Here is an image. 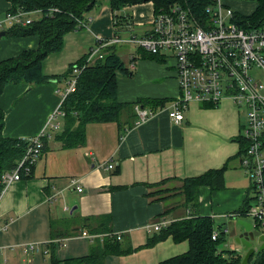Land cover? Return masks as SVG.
<instances>
[{"label": "crops", "instance_id": "0c3cea01", "mask_svg": "<svg viewBox=\"0 0 264 264\" xmlns=\"http://www.w3.org/2000/svg\"><path fill=\"white\" fill-rule=\"evenodd\" d=\"M222 2L233 14L245 17L257 7L254 0ZM94 6L84 13L80 28L64 35L60 51L43 59L42 73L49 78L48 82L9 84L0 93V110L4 113L2 136H45V150L36 157L30 174L6 185L0 196V264H51L50 253H44L50 240L56 241L54 256L60 262L85 256L96 240H102L89 242L81 238V231L88 232L85 226H107L111 235L121 232L119 245L128 251L107 254L104 264H158L184 253L188 244L175 243L167 237L151 247L138 248L148 236L157 233L149 225L162 217L173 222L190 215L211 218L214 227L225 232L224 247L235 249L231 235L236 233L237 220L250 219L247 222L254 224L252 218L236 212L250 191L248 178L240 167L241 143L236 140L242 135L244 118L225 100L216 108L190 103L181 113L182 121L174 124L167 116V108L179 91L173 71L175 61L167 54L158 55V61L140 58L142 53L146 54L143 50L135 48L137 54L128 51L124 62L130 64L132 58L138 59L136 68L126 66L130 73L134 70V79L131 74L116 82L119 103L143 98L167 101L162 108L147 113L143 122L138 123V119L128 127L132 119L126 112L121 114L119 128L114 122H89L84 126L83 145L74 148H62L54 140L63 125L61 117L54 121L59 124L55 130L47 129L70 79L61 75L88 54L99 37L101 42L111 41L114 36L124 40L132 33L141 35L147 31L155 11L151 2L126 5L116 12L107 0H97ZM8 9L9 4L0 0V61L32 50L39 42L34 35H5L13 27L4 22ZM113 14L127 21L114 26ZM31 15L41 14H29L30 20L36 18ZM141 80L136 88L131 87ZM108 165L112 169L105 168ZM221 167L225 171L220 187L211 189L203 185L198 188L193 206L185 204L181 180ZM76 184L81 192L75 190ZM155 185L169 191L158 198L154 195ZM22 244L37 245L41 250L28 254ZM36 252L37 255L27 258Z\"/></svg>", "mask_w": 264, "mask_h": 264}, {"label": "trees", "instance_id": "16d2710c", "mask_svg": "<svg viewBox=\"0 0 264 264\" xmlns=\"http://www.w3.org/2000/svg\"><path fill=\"white\" fill-rule=\"evenodd\" d=\"M4 1L9 4L8 13L10 15L18 12L28 13V11H40L41 15L32 19L27 25L14 24L11 30L5 33V35L10 37L34 35L38 37L39 42L32 50L29 49L12 58L1 59L0 93L2 88L9 84L26 83L35 85L44 81L48 82L49 78L42 73L43 59L58 50L60 51L64 35L70 32V30L73 31L80 28L79 26L83 24L81 20H84L86 17H83L84 13L90 12L97 2V0ZM146 2H151L156 12H166L174 4H183L191 9L190 11L195 16L202 15L201 12L210 4V0H107L108 6L114 12L122 10L126 5L133 6ZM254 2H256L257 7H255L250 16L245 17L233 14L236 25H240L244 29H251L253 27L258 28L264 24V0H254ZM56 8V12L49 13L50 9ZM112 17L115 20L114 26L121 25V22L127 21L125 17H115L114 14ZM117 45L119 46V44L115 43H106L100 50V56H94L86 61L84 69L76 75L77 79L73 92L65 97H63L62 93L61 98H59L58 106L63 114L60 116L61 120H63V125L60 131L55 133L54 140L55 142H59L62 148H74L75 146L83 145L85 140L84 126L89 122H114L117 123L116 125L119 128L122 126L121 114L126 112L129 118L132 119L128 126L130 127L131 124L133 126L139 119L135 112L137 107L143 110L148 107L151 110L145 109V111L150 113L153 110L162 108L166 104L167 101L165 99L147 100L143 98L137 99L132 103H119L116 101V73L132 76V73L127 71L123 67V63L120 62L117 55ZM85 55L77 60L76 65H84ZM158 55L147 53L144 55L142 53L140 58L157 59L160 61ZM72 67L73 65L61 77L70 78ZM3 114V111L0 110V175L5 170L10 171L16 167V161L24 154L26 147L25 139L2 136ZM44 139L45 136L42 137L43 143L45 142ZM242 139L240 136L236 138L241 143L238 155L243 153L245 147V141ZM44 150V147H42V152ZM224 171V167H221L219 169L208 170L206 173H202V175L196 177L182 179L181 186L185 204L193 206L198 188L203 185L209 186L211 189L219 188ZM151 186L154 187L153 185ZM155 186L157 187L158 185ZM253 189L254 187L251 186L250 191H248L249 197L237 209L238 215L246 216V211L254 204ZM104 219H106L104 221H107L108 217L105 216ZM85 228L90 233L107 235L111 233L107 229V226L106 228L96 227L95 229L85 226ZM214 230H218L219 233L214 240H211V234ZM107 235L102 238L101 242L96 240L91 245V250L87 255L67 259L63 262L55 258L54 252L56 247L50 242L45 246L50 253L49 261L51 264H104V258L107 254H121V252L125 253L128 251L122 249L121 245H119L121 240H116L114 237ZM167 237L175 243L181 241L187 242L188 249L182 254L163 259L158 264H240L242 260L241 254L224 247L226 242L225 232L219 226L218 228L214 227L212 219L209 217L190 215L184 219H176V221L170 222L167 227L162 228L156 234L148 236L145 239L144 245L138 248L151 247ZM246 264H264V249L251 257Z\"/></svg>", "mask_w": 264, "mask_h": 264}, {"label": "built area", "instance_id": "2783aa9c", "mask_svg": "<svg viewBox=\"0 0 264 264\" xmlns=\"http://www.w3.org/2000/svg\"><path fill=\"white\" fill-rule=\"evenodd\" d=\"M187 6L174 4L166 12L154 11L147 31L141 35L130 34L121 40L113 37L106 43L127 45L143 50L150 55L167 54L175 61L173 66L176 75V86L179 95L172 100L167 108V116L174 124L182 121V111L190 103L218 107L222 101L231 100L246 113L241 128V137L245 147L241 156L240 167L248 178L255 197V202L247 212V216L259 226L264 235V24L258 28L244 29L236 25L233 12L223 5L222 0H210V4L195 16ZM50 9L49 13L56 12ZM35 12H18L6 15L4 22L8 26L14 24L27 25L29 17ZM22 18H25L24 20ZM100 37L94 48L85 55L84 65L73 66L71 76L63 90V97L73 92L76 84V75L84 69L86 61L94 56H100V50L106 44ZM130 68L135 66L131 59ZM139 117L138 123L147 119V111L142 108L135 110ZM60 108L51 115L50 129L55 130L59 124L55 119L62 116ZM42 134L25 139L24 154L16 161V167L5 170L0 175L2 195L6 185L27 177L34 165L37 156L42 152ZM108 165L107 169H112ZM72 181L71 184H73ZM75 190L81 192L77 184ZM171 221L161 218L158 222L149 225L154 231H160ZM219 231L214 230L211 240H214ZM107 235V234H106ZM106 235H99L86 231L80 232V237L92 242ZM120 240L121 232L108 234ZM64 240V239H63ZM51 243L56 241L50 240ZM49 242V243H50ZM36 251L37 245L30 244L29 248ZM47 249L44 253H47Z\"/></svg>", "mask_w": 264, "mask_h": 264}, {"label": "water", "instance_id": "95a60500", "mask_svg": "<svg viewBox=\"0 0 264 264\" xmlns=\"http://www.w3.org/2000/svg\"><path fill=\"white\" fill-rule=\"evenodd\" d=\"M236 225L238 226L236 233L233 234L231 239L236 245L233 250L238 254H242L240 264H246L251 257L264 249V235L256 224L237 220Z\"/></svg>", "mask_w": 264, "mask_h": 264}, {"label": "rangeland", "instance_id": "374dc122", "mask_svg": "<svg viewBox=\"0 0 264 264\" xmlns=\"http://www.w3.org/2000/svg\"><path fill=\"white\" fill-rule=\"evenodd\" d=\"M30 17H36V16H33V15H31ZM111 39V38H110ZM96 46V44H92L91 45V47L92 48H94ZM123 46H126L127 48H123ZM116 48H117V51H118V56H119V58H120V60L121 61H123L124 62V60H125V58L127 57V55H128V51L129 52H132V54H137V50L134 48V47H131V45L128 43L127 45H124V44H122V45H117L116 46ZM131 54V55H132ZM134 61H135V68L137 67V62H138V59L136 60V59H134ZM126 66H129V68H130V64H129V62H124L123 63V67L124 68H126ZM134 71V70H133ZM133 71H131L132 72V78L134 79V73H133ZM116 76H117V83H119L120 82V79L121 78H128V76H126V75H124V74H122V73H116ZM154 78H156V77H154ZM261 80H262V83L264 84V78H260ZM143 80H141L140 81V83H137V82H133L132 83V85H131V87L133 88V87H137L138 85H140L141 84V82H142ZM226 101H229L230 102V106H231V109H233L234 111L236 110L240 115H241V117L242 118H244V120H246V113L244 112V110L243 109H238V106L236 105V104H234L231 100H226ZM228 102V103H229ZM227 103V104H228ZM49 127H47V129H48ZM49 130V129H48ZM50 131V130H49ZM264 151V150H263ZM262 151V152H263ZM262 155H263V153H262ZM263 157H264V155H263ZM169 190H167V189H164L163 187H160V186H157V187H155L154 188V195H156V197H158V198H160V197H163L164 195H165V193H167ZM247 221H249V222H251V220L249 219V220H247ZM231 238H232V235H231ZM29 245L30 244H26V245H23L22 244V246H21V248H23L28 254H30L31 252H32V247L31 248H29ZM38 249H40L41 250V248H39V247H37ZM27 254V255H28ZM34 255H37V252L36 253H34L33 255H28L27 256V258H31V257H34ZM36 257H38V256H36ZM35 257V258H36ZM24 258V257H23ZM25 260V259H24ZM23 264H27V263H24L23 262Z\"/></svg>", "mask_w": 264, "mask_h": 264}]
</instances>
